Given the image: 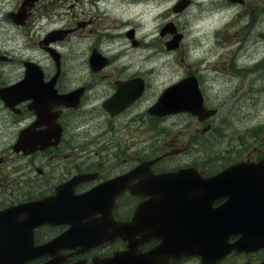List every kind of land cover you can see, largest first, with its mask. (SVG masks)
<instances>
[{
    "label": "flooded vegetation",
    "instance_id": "obj_1",
    "mask_svg": "<svg viewBox=\"0 0 264 264\" xmlns=\"http://www.w3.org/2000/svg\"><path fill=\"white\" fill-rule=\"evenodd\" d=\"M105 1L108 0H86L90 6L103 8L95 14L89 13L90 10H83L82 0H21L19 2L0 0V44L3 46L5 43H15L12 27H22L33 31V36L38 39L37 48L45 52L44 56L50 62V67L46 72L43 68L41 70L44 80L47 83L53 81L54 95L68 96L66 102L72 105V108L55 106L53 98L45 95L46 108H48L47 117L55 122L54 130L46 120L42 122L37 120L35 111L30 110L33 108V95H25L24 87H20L15 92H10L8 87L28 78L33 68L28 70L26 64L33 62L39 65V63L32 58L22 60L20 55L15 62L10 52L7 53L11 57L0 53V89L4 90L6 100V103L1 100L0 104L15 120L24 121L11 145L23 137L25 147L37 146L36 143H29L28 139L33 132L38 133L43 130L41 125L47 126L55 140L43 152L35 153L48 158L45 164L38 166L26 164L16 167L12 163L11 172L0 176L2 179V183L0 179V213L13 209V207L25 208L27 204L44 200L49 202L50 213L56 215L49 224L39 225L32 230L33 243L29 246L31 225L27 223V215L2 214L0 216V238L11 239L15 246L6 249L5 241L1 243L3 248H0V264H124V261L115 263L114 259L127 252H129V264H264V184H257V182L264 183V172L256 173L255 177L250 180L253 186L243 187L249 182L245 180V177L250 175L245 170L224 174L216 183L208 182L210 177L225 172L237 162L245 161L244 165H264V162L259 163L264 159V151L259 154L249 153L242 159L221 164V166L209 167L201 163H189V161L174 167L168 161L163 163L169 155L129 157L114 161L104 157L103 160L95 163L73 160V152L77 150L76 146H67L65 143L66 131L64 129L65 123L69 120V114L81 110L85 101L83 107L90 106L92 99L88 101L87 94L91 87L103 81L104 78L112 81L113 77L119 75L115 71L108 70L112 59L103 54L98 44L99 35L106 36L113 26L110 13L109 16L106 15V7L110 3L102 4ZM130 1L132 6L136 7L141 6L144 0H125L127 5ZM122 9H125L128 14L121 15L120 20L124 19L121 24L123 27H130L125 36L130 39L132 47H137L139 41L135 39V28L132 27L134 23L131 24L128 21L131 16L140 18L142 16L138 13L132 15V12H129L130 9ZM154 15L156 13L144 18L142 24L144 29H148L151 24L154 25L153 29L157 26V21L162 14L151 18ZM95 16L101 21L97 27L94 24ZM44 21L51 27L57 28L43 32L41 26ZM136 25L141 27L139 24ZM162 28L159 29L158 34L164 40L166 35L161 34ZM55 31L62 39L53 35ZM77 34L88 43V63L85 66L86 72L79 70L74 71V75H69L70 65L68 58L65 57V52L69 49H67L65 40ZM145 34L144 46H147V50L145 58L141 60L162 58L157 51L148 53L151 45L148 36L151 34L150 32H145ZM116 42L117 39L111 43L114 47L112 56L127 55V51L121 50L123 47L115 51ZM55 51L59 54V63L55 62L50 55V52ZM135 51L137 50L132 49L130 52ZM207 56L204 53L202 60L209 63ZM93 59L98 61L97 67L92 65ZM103 62H107L105 66H102ZM15 63L19 68L16 71L17 77H14L15 72L11 69H7V72L2 70L9 66L12 67ZM123 66L130 68L127 64L119 67ZM56 72L58 75L55 77ZM145 75L158 79L166 76L160 67L155 75H152L150 71H147ZM135 79L143 81L135 76L126 78L124 81L115 79L106 86L105 90H113V92L100 105L101 111L110 117L103 106L104 102L113 97L118 84ZM78 80L81 81L78 82ZM25 97H30V100L22 101ZM149 117L152 121H157L155 117ZM93 142L95 141L87 143L92 144ZM80 148L79 146L78 149ZM156 158L161 159L152 161ZM54 159L56 161L58 159V163L49 162ZM105 159L108 163H104ZM176 171H182L183 174L175 177L167 176ZM163 174L165 176L162 178ZM116 177L122 178L124 188L118 190L115 196L117 192L113 191L114 187L107 184V181H112ZM5 178L8 181H4ZM233 184L244 189L226 190L222 192L226 195L210 203L211 186L222 187ZM128 187L134 191L127 190ZM233 193L239 194L234 202L231 200ZM178 206L183 209H176ZM138 207L141 209V222L130 226L132 230L127 232L126 240L115 237L98 240L92 245L86 243V239L92 238L95 232L107 233L121 228V223H132ZM184 213L188 214L187 222L179 219ZM213 221H218L221 226L225 225L231 232L227 239L228 245L210 247L208 243L207 247L194 249V254L167 260V254L174 253L178 238H192L201 244V239H208L214 233L220 232V229L213 228ZM246 234L248 238L255 239V242L237 244ZM64 235L68 237L61 242H56ZM134 244H136L135 248ZM162 244L167 247L162 252L165 259L155 257L154 260L150 259L146 262L136 258L152 252ZM218 249L223 250L225 254L223 256L213 254L208 261L200 256L201 252L211 253ZM7 251L19 254L7 257L5 256Z\"/></svg>",
    "mask_w": 264,
    "mask_h": 264
},
{
    "label": "rangeland",
    "instance_id": "obj_2",
    "mask_svg": "<svg viewBox=\"0 0 264 264\" xmlns=\"http://www.w3.org/2000/svg\"><path fill=\"white\" fill-rule=\"evenodd\" d=\"M179 1L144 0L141 6L136 7L132 6L131 1L128 6L125 0H108L102 3H110L106 7V15L109 16L110 13L113 26L106 36L99 35L98 44L103 54L112 59L108 70L119 74L112 81H124L138 76L145 82L144 97L111 119L101 111L100 105L113 92L105 90L112 81L104 78L91 87L87 94V100L92 99L90 106L83 107L85 101L82 109L69 114V120L65 123V143L67 146L75 145L77 149L73 152V160L95 163L104 157L114 161L184 152L181 155L167 156L163 163L168 161L177 167L189 161L209 167L221 166L242 159L249 153L259 154L264 151V0H244L243 4L225 0L226 15L220 13V0H191L189 7L175 13L172 8ZM82 2L83 10H90L89 13L103 9L100 6H90L86 0ZM122 8L138 13L143 17L142 21L148 15L156 13L151 17L156 18L162 14L154 29L153 24L144 29L143 22L138 17L128 21L131 24H141L139 32L135 28V39L139 41L137 47H132L130 39L125 36L130 27H123L121 24L124 21L120 20L121 15L128 14ZM170 22L174 24L177 33L183 34L176 50H166L163 45V42L171 40V34L168 33L164 40L158 34L159 29ZM100 23V18L95 16L96 27ZM41 27L43 32L57 28L51 27L46 21L42 22ZM12 29L15 43H5L3 46L0 44V53L10 52L15 62L19 55L22 60L32 58L46 72L50 62L44 56L45 52L37 48L38 39L33 36L34 32L22 27ZM145 32L151 34L148 36L151 42L148 53L157 51L162 58L141 60L145 58L147 50V46H144ZM115 39V51L123 47L121 50L127 51V55L112 56L114 47L111 43ZM65 44L69 49L65 52L70 65L69 75H74L73 72L79 70L86 72L88 43L77 34L65 40ZM132 49L137 51L131 53ZM204 53L208 55L209 63L202 60ZM16 64L2 70L7 72V69H11L15 72L14 77H17L16 71L19 68ZM123 64L130 68L119 67ZM159 67L166 76L158 79L144 74L150 71L155 75ZM188 73L199 79L205 107L214 110L215 116L205 123L198 122L196 117L187 113L173 114L157 121L145 116L148 107L156 102L162 91L182 81ZM23 122H17L0 105V176L11 172L12 163L38 166L47 162L48 158L41 155L21 159L10 151L11 143ZM207 127L208 131L203 132ZM92 140L95 142L87 143ZM58 161L54 159L49 162ZM104 163H108V160L105 159ZM5 179L4 181H8Z\"/></svg>",
    "mask_w": 264,
    "mask_h": 264
},
{
    "label": "water",
    "instance_id": "obj_3",
    "mask_svg": "<svg viewBox=\"0 0 264 264\" xmlns=\"http://www.w3.org/2000/svg\"><path fill=\"white\" fill-rule=\"evenodd\" d=\"M233 2H242L243 0H231ZM188 5L185 0L179 1V3L174 7V10L179 12ZM182 35H177L172 41L167 43L168 49H175L178 47V42L180 41ZM38 84V83H37ZM143 88V83H140L137 89V95L132 96L130 93L122 90H118L113 98L107 102L108 111L111 116L119 113L127 104L131 103L136 99L137 96L141 94ZM39 87L36 92H39ZM187 112L193 116H198L201 120H206L207 118L213 116V112L205 109L204 102L202 100L201 92L198 90L197 83L193 80V84L190 79H185L182 83L172 86L171 88L164 91L160 96L156 105L149 109L148 113L153 115H169L172 113H183ZM211 181V180H210ZM48 217L37 218L35 224L46 223ZM125 230V229H124Z\"/></svg>",
    "mask_w": 264,
    "mask_h": 264
},
{
    "label": "bare ground",
    "instance_id": "obj_4",
    "mask_svg": "<svg viewBox=\"0 0 264 264\" xmlns=\"http://www.w3.org/2000/svg\"><path fill=\"white\" fill-rule=\"evenodd\" d=\"M225 4H226V3H225V0H220V1H219V7L221 8L220 13L226 15L227 13L225 12V9H226V8H225ZM262 45H264V43H262ZM262 45H261V46H262Z\"/></svg>",
    "mask_w": 264,
    "mask_h": 264
}]
</instances>
